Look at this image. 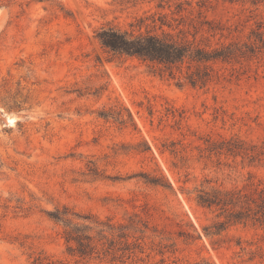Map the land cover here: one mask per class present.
Listing matches in <instances>:
<instances>
[{
    "label": "rangeland",
    "instance_id": "1",
    "mask_svg": "<svg viewBox=\"0 0 264 264\" xmlns=\"http://www.w3.org/2000/svg\"><path fill=\"white\" fill-rule=\"evenodd\" d=\"M158 15L165 31L190 38L206 19L223 36L198 40L258 49L217 64L225 80L197 89L114 57L95 38L102 26ZM230 138L264 152V0L0 4V264H264L261 227L216 233L215 213L195 201L201 188H240L248 176L264 186V154L249 163L203 153L207 139ZM63 207L125 226L128 254L69 256L62 224L47 216Z\"/></svg>",
    "mask_w": 264,
    "mask_h": 264
},
{
    "label": "trees",
    "instance_id": "2",
    "mask_svg": "<svg viewBox=\"0 0 264 264\" xmlns=\"http://www.w3.org/2000/svg\"><path fill=\"white\" fill-rule=\"evenodd\" d=\"M11 0H0V4ZM50 1V0H46ZM232 1V0H231ZM163 0H159L162 6ZM201 5V6H200ZM200 8L204 4H200ZM182 3L177 4V12H181ZM201 17V12L198 13ZM151 21V29L145 24ZM181 24V21L178 25ZM145 30L141 31V27ZM170 27L166 15L139 18L135 24L131 23L129 29H120L111 25L100 27L95 38L101 47L114 57H130L142 63L150 65L158 71L159 75H166L169 79L176 80L177 85H188L197 89H208L212 84L225 80L223 74H219L215 66L231 65L241 58L252 56L258 47L239 45V42H217L211 45L203 38L197 39L200 32L205 31L210 37L220 34L222 37L224 27L214 25L204 19L198 25H191L193 30L188 37L184 30L176 33L165 31L162 27ZM206 26V29L203 27ZM137 28V29H135ZM257 42H261L259 35H255ZM243 48L245 50H243ZM107 115H100L106 117ZM121 123H124L122 120ZM203 153L207 157L212 156L235 159L240 157L253 163L264 154L261 147L248 146L244 141L237 138L205 141ZM251 176L242 187L231 189L210 188L197 190L196 203L212 213H215L214 224L216 233L224 231L232 225H258L264 230V186L253 184ZM153 184H160V179L152 178ZM49 219L61 223L63 227V239L66 244V252L69 256L78 260H103L110 257L111 261L122 260L127 254L129 244L127 234L122 230L125 226H115L109 220L103 222L91 215L75 213L66 207L48 212ZM222 219V221H219ZM118 243L112 238L115 232ZM38 258L37 264H42Z\"/></svg>",
    "mask_w": 264,
    "mask_h": 264
}]
</instances>
